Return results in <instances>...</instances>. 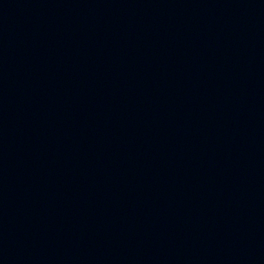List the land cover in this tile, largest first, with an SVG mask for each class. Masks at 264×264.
I'll list each match as a JSON object with an SVG mask.
<instances>
[{"label":"water","instance_id":"1","mask_svg":"<svg viewBox=\"0 0 264 264\" xmlns=\"http://www.w3.org/2000/svg\"><path fill=\"white\" fill-rule=\"evenodd\" d=\"M125 264H264V0H65Z\"/></svg>","mask_w":264,"mask_h":264}]
</instances>
